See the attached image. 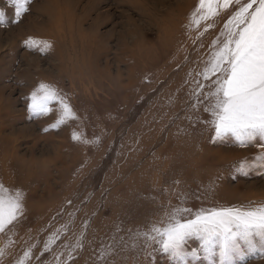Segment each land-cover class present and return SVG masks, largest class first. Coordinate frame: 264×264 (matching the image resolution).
<instances>
[{
	"label": "rangeland",
	"instance_id": "rangeland-1",
	"mask_svg": "<svg viewBox=\"0 0 264 264\" xmlns=\"http://www.w3.org/2000/svg\"><path fill=\"white\" fill-rule=\"evenodd\" d=\"M197 5L32 0L17 23L0 0V182L26 194L23 215L0 235V264L29 248L27 264H173L142 234L171 207L264 202L259 149L213 143L208 115L195 107L199 73L232 11L207 21V31L203 23L190 30ZM29 36L51 50L27 49ZM40 81L66 93L79 120L57 130L49 128L56 113L31 116L25 97ZM73 131L92 142L73 141ZM245 158L247 175L234 167ZM246 264H264V252Z\"/></svg>",
	"mask_w": 264,
	"mask_h": 264
},
{
	"label": "snow or ice",
	"instance_id": "snow-or-ice-1",
	"mask_svg": "<svg viewBox=\"0 0 264 264\" xmlns=\"http://www.w3.org/2000/svg\"><path fill=\"white\" fill-rule=\"evenodd\" d=\"M8 2L19 23L29 13L32 0ZM230 8L232 11L212 42L199 73L202 80L196 81L195 107L199 110L202 106L207 113L208 118L202 122L212 132L213 143L231 140L236 147L258 148L255 159L264 162V0H198L188 27L198 30L203 23V30L207 31L213 24L206 22H214ZM5 23V12L0 9V24ZM23 43L27 49L40 53L52 48L50 41L34 36ZM25 99L31 116L57 114L55 122L49 125L51 129L58 130L79 120L67 94L53 83L40 81ZM72 140L92 142L76 131ZM252 166L245 158L234 167L236 172L247 175ZM25 195L22 190L0 182V235L12 232L11 226L23 215ZM142 234L158 245L160 252L168 254L173 264H190V260L246 264L249 255L258 250L264 252V202L193 209L181 201ZM192 239L198 240L199 246L189 249L187 245ZM54 242L55 237L50 238L45 249ZM14 243L9 238L7 246ZM4 255L5 248H0V258ZM30 257L31 248L24 251L16 264H27Z\"/></svg>",
	"mask_w": 264,
	"mask_h": 264
},
{
	"label": "bare ground",
	"instance_id": "bare-ground-1",
	"mask_svg": "<svg viewBox=\"0 0 264 264\" xmlns=\"http://www.w3.org/2000/svg\"><path fill=\"white\" fill-rule=\"evenodd\" d=\"M4 36V35H3ZM135 38V37H134ZM26 57V56H25ZM194 75V74H193ZM187 76H188V72H187V75L184 77V79H186L187 78ZM33 147V146H32ZM65 153H66V151H65Z\"/></svg>",
	"mask_w": 264,
	"mask_h": 264
}]
</instances>
